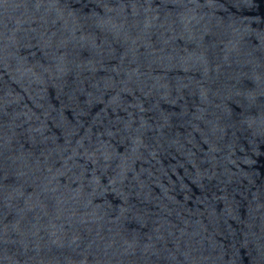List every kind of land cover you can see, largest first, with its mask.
Returning <instances> with one entry per match:
<instances>
[{
    "label": "water",
    "instance_id": "obj_1",
    "mask_svg": "<svg viewBox=\"0 0 264 264\" xmlns=\"http://www.w3.org/2000/svg\"><path fill=\"white\" fill-rule=\"evenodd\" d=\"M0 264H264V0H0Z\"/></svg>",
    "mask_w": 264,
    "mask_h": 264
}]
</instances>
